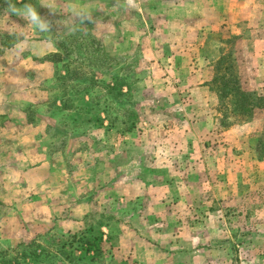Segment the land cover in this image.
<instances>
[{"label":"rangeland","instance_id":"1","mask_svg":"<svg viewBox=\"0 0 264 264\" xmlns=\"http://www.w3.org/2000/svg\"><path fill=\"white\" fill-rule=\"evenodd\" d=\"M0 50V249L264 264V108L214 87L262 95L264 0H0Z\"/></svg>","mask_w":264,"mask_h":264},{"label":"trees","instance_id":"2","mask_svg":"<svg viewBox=\"0 0 264 264\" xmlns=\"http://www.w3.org/2000/svg\"><path fill=\"white\" fill-rule=\"evenodd\" d=\"M84 1H93V0H84ZM100 1V0H99ZM103 2H116V0H102ZM20 40H15L7 43H2V47L5 46L6 49L12 48ZM4 48V49H5ZM2 50H0V53ZM224 58L219 57L217 61L214 87L217 92H220L222 96H227L234 94L233 100L236 107H240L243 112L250 114L255 107L264 108V88L262 95L252 96L254 93H247L240 90L237 86L235 80L229 79V73L220 72L225 71L227 65L221 66L220 63H223ZM220 65V66H219ZM214 78V77H213ZM124 78L114 77L116 96H128L127 92H124L123 89L129 90V85H125L123 82ZM114 89V88H113ZM65 106V105H64ZM259 146V142H258ZM76 241L81 245H85L86 252H93L94 254H101V248L99 244L101 243V237L95 235L93 237H87L85 234L77 235L72 234L70 237H63L62 235L57 239H52V242L47 245H43L38 238L34 236L31 239L19 241L14 247L9 249H0V264H41L53 256H59L62 258L61 264H69L74 261V257L70 252L66 251L67 246H72L73 242ZM95 255H90V260H93ZM78 259V257H77Z\"/></svg>","mask_w":264,"mask_h":264},{"label":"clouds","instance_id":"3","mask_svg":"<svg viewBox=\"0 0 264 264\" xmlns=\"http://www.w3.org/2000/svg\"><path fill=\"white\" fill-rule=\"evenodd\" d=\"M128 3L129 4H133L134 3V0H128ZM30 14H31V17H32L33 20L37 19V16H36V13H35L34 10H31L30 9Z\"/></svg>","mask_w":264,"mask_h":264},{"label":"crops","instance_id":"4","mask_svg":"<svg viewBox=\"0 0 264 264\" xmlns=\"http://www.w3.org/2000/svg\"><path fill=\"white\" fill-rule=\"evenodd\" d=\"M220 14H221V13H220ZM220 14H219V15H220ZM220 16H222V15H220Z\"/></svg>","mask_w":264,"mask_h":264}]
</instances>
